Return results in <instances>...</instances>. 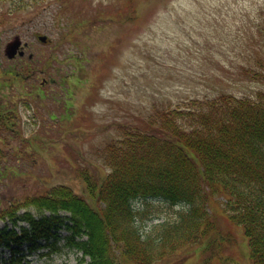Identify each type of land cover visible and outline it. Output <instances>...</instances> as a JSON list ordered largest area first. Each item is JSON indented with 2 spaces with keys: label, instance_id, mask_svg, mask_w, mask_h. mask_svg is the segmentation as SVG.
<instances>
[{
  "label": "rangeland",
  "instance_id": "rangeland-1",
  "mask_svg": "<svg viewBox=\"0 0 264 264\" xmlns=\"http://www.w3.org/2000/svg\"><path fill=\"white\" fill-rule=\"evenodd\" d=\"M16 34L28 43L25 59L30 54L34 58L32 75L24 81L11 86V79L4 76L5 83L0 82V89L5 87L0 90V104L7 110L13 107L18 115L15 136L5 139V146L0 144L4 152L0 155L3 212L11 207L8 202H23L59 184L81 194L87 186L85 175L97 181L109 171L101 154L103 147L124 130L142 125L155 109L228 92L251 96L264 89V82L256 80L264 74V0L3 1V70L13 69V63L5 61L4 48ZM39 34H46L51 45L42 46ZM75 57L90 60L86 72L79 71ZM77 75L87 79L83 88ZM62 76L68 77L67 83ZM43 79L47 82L42 83ZM32 94L33 101L25 97ZM73 101L91 116L72 121L68 113L65 119L72 122L65 123L66 106L73 114L78 110ZM17 145L23 151L20 156L12 155ZM190 155L201 170L199 160ZM214 198L217 209L225 207L222 197ZM136 207L141 233L175 217L181 208L158 199ZM30 210L37 215L36 209ZM216 220L224 234L235 236L228 250L210 258L204 245L188 246L166 264H253L243 227L221 210L216 211ZM5 225L17 232L21 226L29 227L0 220V228ZM60 234L65 237L68 232L60 230ZM22 249L24 256L16 255L24 258L21 263L11 260L9 248L0 249V264H78L81 256L65 246L64 240L30 254L26 245ZM120 263L134 264L125 257Z\"/></svg>",
  "mask_w": 264,
  "mask_h": 264
},
{
  "label": "trees",
  "instance_id": "trees-1",
  "mask_svg": "<svg viewBox=\"0 0 264 264\" xmlns=\"http://www.w3.org/2000/svg\"><path fill=\"white\" fill-rule=\"evenodd\" d=\"M6 73L16 79L13 72ZM148 123L147 132L127 133L108 147L112 173L98 193L89 187L102 209L94 210L70 188L57 186L27 202L51 215L34 218L26 213L21 220L30 223L31 231L0 230V248L13 243V251L21 252L20 246L29 243L32 252L42 247L41 240L51 246L65 226L71 231L66 244L83 254L80 264H119L117 251L137 264H153L202 240L213 227L209 202L220 192L228 200L231 219L244 227L253 263L264 264V92L256 100L231 94L192 100L157 111ZM146 196L190 206L142 237L134 228L132 202ZM60 210L70 213V224ZM6 214L14 215L12 209Z\"/></svg>",
  "mask_w": 264,
  "mask_h": 264
},
{
  "label": "water",
  "instance_id": "water-1",
  "mask_svg": "<svg viewBox=\"0 0 264 264\" xmlns=\"http://www.w3.org/2000/svg\"><path fill=\"white\" fill-rule=\"evenodd\" d=\"M43 41H46V37H41ZM20 46L19 38H15L12 42L8 43L5 49L6 54L9 57H13L16 54L18 47Z\"/></svg>",
  "mask_w": 264,
  "mask_h": 264
},
{
  "label": "flooded vegetation",
  "instance_id": "flooded-vegetation-1",
  "mask_svg": "<svg viewBox=\"0 0 264 264\" xmlns=\"http://www.w3.org/2000/svg\"><path fill=\"white\" fill-rule=\"evenodd\" d=\"M3 121H4V116L3 115H0V124L1 125H2Z\"/></svg>",
  "mask_w": 264,
  "mask_h": 264
}]
</instances>
